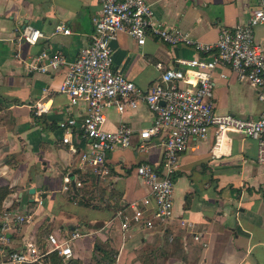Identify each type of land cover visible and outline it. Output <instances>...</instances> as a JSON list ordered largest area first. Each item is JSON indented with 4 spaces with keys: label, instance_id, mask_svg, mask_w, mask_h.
<instances>
[{
    "label": "crops",
    "instance_id": "0c3cea01",
    "mask_svg": "<svg viewBox=\"0 0 264 264\" xmlns=\"http://www.w3.org/2000/svg\"><path fill=\"white\" fill-rule=\"evenodd\" d=\"M148 1L156 20L208 43L217 41L222 26L246 21L251 7L261 3ZM99 9L100 0H0V185L12 189L3 203L0 223L7 215L24 213L29 217L22 228L12 227L7 232L10 241L2 245L0 240V248L21 249L27 243H39L37 233L45 225L52 229L50 233L65 234L88 222V234L73 247L74 258L82 264H96L100 259L94 251L96 236L111 240L118 252L114 264H264V166L257 162L258 140L245 134L230 131L218 139L212 129L207 138L190 140L177 173L172 240L162 237L163 233L140 232L123 239L117 224L106 226L112 211L81 205L63 189L65 175L81 180L86 173L80 156L86 145L82 143L79 152L73 151L62 142L58 124L72 115L81 119L85 108L70 107L69 96L59 91L65 69L27 73L23 62L43 51L50 55L62 52L68 61H74L90 42L93 17ZM62 22L72 32L53 34ZM28 26L43 33L36 44L22 38ZM257 32L264 38V27ZM111 46L114 65L143 88L160 76L157 62L166 68L176 67L178 59L200 56L194 48L169 45L154 37L139 45L124 32ZM227 74L228 78L216 80L213 99L217 111L242 118L260 116L264 104L257 90L232 71ZM37 102L48 106L41 117L34 116ZM152 120L151 110L141 102L124 112L108 109L105 127L116 130L125 121L139 130L150 126ZM133 141L132 147L117 148L109 155L111 172L106 176L110 191L126 204L149 194L148 185L134 167L143 161L160 165L164 152L160 137H154L143 151L136 149L137 136ZM31 188L36 192H30ZM83 208L98 213L89 214ZM39 263L47 264L45 259ZM102 264L109 262L102 260Z\"/></svg>",
    "mask_w": 264,
    "mask_h": 264
},
{
    "label": "built area",
    "instance_id": "2783aa9c",
    "mask_svg": "<svg viewBox=\"0 0 264 264\" xmlns=\"http://www.w3.org/2000/svg\"><path fill=\"white\" fill-rule=\"evenodd\" d=\"M94 30L87 46L74 61H68L62 52L50 55L47 51L23 62L27 73H51L65 69V78L59 88L70 98V107L83 105L81 119L70 116L59 122L62 142L79 152L86 173L100 179L110 174L109 155L117 148H129L138 137L136 149L143 151L154 137L162 138L164 152L160 165L140 162L134 172L144 179L149 194L139 201L125 204L115 212L106 226L118 225L123 239L132 233H163L174 223V193L182 154L191 139L207 138L216 129L220 139L226 132H238L258 140L257 162L264 166V111L254 118H242L233 113L222 114L214 104V88L218 78L229 77L227 70L240 81H248L258 92L264 104V38L258 28L264 27V0L250 9L246 21L222 26L216 42L198 40L181 28H168L156 20L148 0H100V9L93 17ZM64 23L55 26L53 34H70ZM132 36L139 45L154 37L169 45L194 48L199 57L178 59V66L168 67L159 61L160 76L149 87L143 88L124 75L114 65L112 42L120 33ZM43 36L40 30L28 26L22 31L23 40L36 44ZM182 66V67H180ZM144 102L153 114L152 124L136 130L122 122L116 130L105 127L107 110L124 112ZM37 102L34 116L41 117L48 107ZM82 186L79 177L67 174L64 187L70 199H75L74 188ZM29 220L28 214L6 217L0 223V240L7 244V234ZM181 225L185 224L182 219ZM79 227L65 234L50 233L46 243L30 242L21 249L0 248V264H28L41 262L49 254L58 252L65 259L74 257V243L87 235ZM172 240L173 234L169 233Z\"/></svg>",
    "mask_w": 264,
    "mask_h": 264
},
{
    "label": "trees",
    "instance_id": "16d2710c",
    "mask_svg": "<svg viewBox=\"0 0 264 264\" xmlns=\"http://www.w3.org/2000/svg\"><path fill=\"white\" fill-rule=\"evenodd\" d=\"M99 177L95 174L92 173H84L81 176L82 180V186L79 188H74L73 191L75 192V199L80 198V203L81 205L87 206L85 201L88 196L86 195L87 187L89 186H96L95 183L99 181ZM87 182V183H86ZM89 185V186H87ZM92 187V188H93ZM95 188V187H94ZM83 190V193L81 191ZM12 192V189L9 185H0V217L4 214L5 208L3 206V203L6 199V197ZM113 193V192H112ZM114 199L108 198V202L112 201L109 206H104L103 208H98L102 210H109L112 211V216H114L115 212H117L118 209L122 208L126 203H121L120 198H118L116 193H113ZM110 217V218H111ZM87 222L79 223L76 225V227H79L82 231L86 232V227H87ZM46 227V226H45ZM42 229V228H41ZM171 232V228H167L163 234L162 237H165L167 240L169 239V233ZM111 240L109 238L106 239H101L100 237L96 236L95 238V243H94V251L95 254H97L100 259L96 260V264H102V260H107L109 264H114L116 262V257H117V251L112 247L111 245ZM45 263L47 264H82V261L78 258H70V259H65L64 256L60 255L58 252H53L49 254L45 258ZM28 264H41L39 262L35 263H28Z\"/></svg>",
    "mask_w": 264,
    "mask_h": 264
},
{
    "label": "rangeland",
    "instance_id": "374dc122",
    "mask_svg": "<svg viewBox=\"0 0 264 264\" xmlns=\"http://www.w3.org/2000/svg\"><path fill=\"white\" fill-rule=\"evenodd\" d=\"M95 185L96 186H94L95 187L94 189H92L91 186L87 185V186H89L86 188L87 189L86 195L88 196V198L83 202H85L86 205H88V207H91L94 209L103 208L104 206H109L111 201L108 202V198L112 197L114 199V195L109 189V183H108L107 177L99 179V181L96 182ZM78 201L80 202V198L77 199V202ZM91 208H83V210L89 214H97L98 213L97 210H94ZM76 209L79 210V206H76ZM80 209H82V208H80ZM1 217H0V220L3 219V215ZM87 224H89V223L87 222ZM45 226H43L42 229H40L37 233V238H38V241L40 242V244H43L47 240V237L49 236L50 232H52V229H50L49 226H46V227ZM18 227L22 228L23 226L19 225ZM0 245H1V243H0ZM148 249H150V248H148Z\"/></svg>",
    "mask_w": 264,
    "mask_h": 264
},
{
    "label": "water",
    "instance_id": "95a60500",
    "mask_svg": "<svg viewBox=\"0 0 264 264\" xmlns=\"http://www.w3.org/2000/svg\"><path fill=\"white\" fill-rule=\"evenodd\" d=\"M30 192L34 193V192H36V189L35 188H31Z\"/></svg>",
    "mask_w": 264,
    "mask_h": 264
},
{
    "label": "bare ground",
    "instance_id": "6f19581e",
    "mask_svg": "<svg viewBox=\"0 0 264 264\" xmlns=\"http://www.w3.org/2000/svg\"><path fill=\"white\" fill-rule=\"evenodd\" d=\"M48 106L46 105V108H47Z\"/></svg>",
    "mask_w": 264,
    "mask_h": 264
}]
</instances>
